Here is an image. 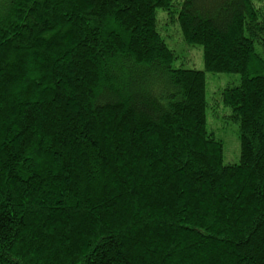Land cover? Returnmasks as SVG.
<instances>
[{
	"label": "trees",
	"instance_id": "1",
	"mask_svg": "<svg viewBox=\"0 0 264 264\" xmlns=\"http://www.w3.org/2000/svg\"><path fill=\"white\" fill-rule=\"evenodd\" d=\"M0 264H264V0H0Z\"/></svg>",
	"mask_w": 264,
	"mask_h": 264
},
{
	"label": "rangeland",
	"instance_id": "2",
	"mask_svg": "<svg viewBox=\"0 0 264 264\" xmlns=\"http://www.w3.org/2000/svg\"><path fill=\"white\" fill-rule=\"evenodd\" d=\"M158 21V28L166 45L178 56L173 66L185 70L204 71L202 48L186 45L179 32L178 24L170 22L168 14L163 10L158 11ZM206 79L207 131L223 142L224 165H237L241 157L239 126L230 118L231 110L224 105L222 94L228 86L238 84L239 76L206 73Z\"/></svg>",
	"mask_w": 264,
	"mask_h": 264
}]
</instances>
